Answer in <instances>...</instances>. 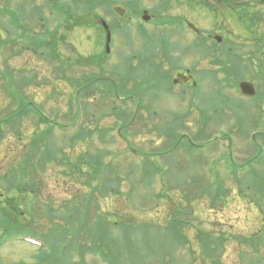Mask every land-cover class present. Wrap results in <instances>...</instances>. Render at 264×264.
I'll return each mask as SVG.
<instances>
[{
    "label": "rangeland",
    "instance_id": "obj_1",
    "mask_svg": "<svg viewBox=\"0 0 264 264\" xmlns=\"http://www.w3.org/2000/svg\"><path fill=\"white\" fill-rule=\"evenodd\" d=\"M111 1H115V3L119 2L117 3L118 5L126 7L125 4L131 0ZM141 1L140 6L131 11L130 19L127 15L120 17L113 13L106 14L104 8L97 9L95 12L92 10V5H95L96 0H0V6L7 4L12 11L20 13L19 28L30 30V33L33 30L36 32H45L46 29H50L51 31L57 30V40L55 42H57L60 54L58 61L50 63L45 57L41 58L32 51L20 53V56H15L9 60L11 68H16L19 72L22 71L23 73L24 71L29 73L27 71L36 70L39 86L28 88V100L30 98L35 100L38 109L42 110L53 120V125L55 123H62L64 125H54L56 128L53 140L60 145L66 139V135L74 134L75 131L85 133L86 130H93L94 132L91 131L89 139L91 142L90 148L93 153L99 154L109 149L112 154L106 157V162L115 157L114 164L116 169L119 170L118 173L123 178L128 176L130 181V185L125 183L121 187L123 193L120 195L118 190L114 191L115 185L113 183L105 179L100 180L96 176L91 185L99 183L101 191L104 188L108 192L97 191L93 205L90 207L86 204L85 198H83L84 204H81V198L85 193L83 184L72 180L68 175L71 172L62 174L61 168L58 165L48 163L44 171L39 169L38 172L40 179L38 181L39 199L42 202L45 201V203L49 202L55 207L60 204L62 205L64 202L69 203L70 201L72 205H65L64 210L70 207V209L77 207L83 211L88 208L90 213L91 211L92 213L97 212L98 218H101V220L105 219V221L109 220V230L112 234L114 225L110 221L113 222L114 218H120L125 221L131 216H135L137 219L134 221L136 228L143 231V235L137 236V244L140 248L136 247L132 249L127 246L125 253H122L120 256L123 259H120L119 264H128L126 261L128 257H132L134 261L137 260L138 264V260L142 258V255L143 257L145 255L149 256L146 264H152V261L157 264L155 258H153L154 255L149 254L153 249L161 248H153L155 244H164L166 246L168 252L167 260H170L175 253V258L179 260L178 264L209 263L203 262L200 257L194 261L191 260L187 248H181L175 252L178 242L174 236L168 235L172 229L184 239H186L187 234L190 248L196 249L198 254H202L203 252V248L198 241L205 242L211 239L206 236L202 237L203 239H197V230H205L213 238L217 236L224 237L222 245L217 244L220 246V249H215V252L213 251V257H220L219 264H248L247 262L251 260L252 264H264V141L260 137L257 139L262 147L259 152L258 146L251 144L252 132L258 130L264 133L262 124L252 114L255 110L250 109L253 106L251 104H255V100L257 99L244 100L237 87L226 90L228 97H231L229 104L222 107L223 110L221 111L223 112H219L217 108H213L209 115L210 119H214L215 114L221 113V115H217L220 118L219 120L211 121V126L214 128L212 138L215 135L221 136L220 139L222 140H220V143H212L211 145H214L211 149L208 147H205L204 150L191 148L190 151L194 155L191 156L194 159L202 157L199 163L198 161L197 163L193 162L186 155V152L190 151L185 148L184 143H181L180 147L174 149L169 156L170 158L163 156L161 158L156 157L155 159V157H151V160L153 162L156 160L159 165H157V175H151V170L149 172L153 178V182L150 184L143 178L141 171L143 155L141 156V154H156L163 147L161 145L166 140L163 135L158 137L159 131L157 130L162 129L158 128L159 126L157 125L155 127L154 123H158L159 125L161 120L166 123L168 120H175L177 121L175 127L178 128V123L185 122L181 118V115L178 114L183 113L187 107L192 106L193 99L190 93L183 96L179 92V88L173 87V93L165 90L161 95L162 100L157 102L156 105L155 101H151L148 98L146 87L144 88L146 92H142L143 86L140 83L142 78H138L140 85L136 83V80L130 79L134 75H140L144 78L146 84L154 82L148 65L153 67V65L161 64L156 62L162 60L166 51L170 52L173 49L172 45L177 42L181 45H186V42L189 41L191 43V40L196 37V34L189 29L188 22L194 24L206 35H221L229 41L228 44L236 43L243 45L246 51L252 49V45L254 44V40H252L253 33L257 32V37L264 38V2L262 0H227L217 4L215 0H208L209 4L213 6L217 4L219 14L209 13L207 7H200L195 3H193L194 8H189L188 3H191V0H170V7L167 10H163L162 14L186 18L183 25V36L180 38L182 33L172 34V29L177 28L176 26H160L158 19H155V8L158 0ZM238 4L242 7H239L235 13H231L232 7H236L235 5ZM225 7H228V10L221 12ZM144 10L152 15V21L148 23L143 22L142 15L140 14ZM244 10L248 12L257 11L260 15L257 24L252 27V30L249 29L250 23L247 21L248 19L242 13ZM20 11H23L24 14L22 15ZM92 11L97 13V15H103V19L109 25L112 22L114 42L111 48L113 51L109 56H106V54L105 56H101L102 53L103 55L105 53L106 43L105 33L100 29L101 21L98 20L97 24L92 27L91 25H80L83 22L82 18ZM66 13L74 16L73 19L75 20L66 22L64 17ZM92 16L95 17L94 15ZM154 20L156 22H153ZM118 22L123 24L119 25ZM3 23L5 28L9 27L11 29L14 36L19 34V28L10 23L9 15H5ZM138 24L145 29L142 38L138 35ZM1 30L2 27H0V32L4 36L5 33ZM207 43L210 44L211 42ZM228 48H230V45H228ZM154 49L157 52L152 54L151 51ZM180 53L181 50H176L173 54L179 55ZM152 55H155V58ZM243 57L251 59L252 63L254 62V59L249 56L243 55ZM3 59L2 56L1 60L3 61ZM183 59L185 63H189L191 60L198 59V57L195 55L185 56ZM77 61H83L86 64L79 65ZM90 61L93 63H88ZM128 61H130L129 65ZM61 66H64V73H61ZM126 67H135V69L130 71ZM58 69H60V76L55 78V71ZM131 73H133V76ZM64 74L67 77L74 76L76 79H87V77L93 81L99 79L92 85L93 93L91 95L86 96L82 94L79 96V104L82 103L81 114L78 117L79 124H82L81 129H78V125L73 124L77 111L75 106H73V110L70 112V108H72L70 103L71 97L74 95L76 88H72L71 84L63 82L62 77ZM245 76H247L248 81H255L256 87H260L258 88L260 92L264 91L260 78L256 79L251 71L247 72ZM1 83L0 79V117H4L12 109H7L10 101L4 93L5 89ZM105 90L109 93H104ZM114 92L120 98L116 99L115 95H113ZM157 93H159V90ZM128 96L129 98H127ZM104 104L108 106L105 107ZM138 105L139 107L137 108ZM147 105H150V108L157 112L155 116L149 112ZM118 106L121 108H118ZM113 109H118L122 113L124 121H126L125 124L130 122L125 129L121 130V133L125 137L119 134V127L115 128L118 118L116 120L113 115L107 116V114L101 117L103 112L107 113ZM261 109H264V104ZM161 113L162 117L160 116ZM237 113H239L238 116L235 115ZM173 114L177 116H173ZM262 115L261 121L263 120L264 122ZM31 118L34 121L37 117L34 114ZM201 118L200 114L188 117L186 121L190 128L183 127V131L181 132L194 136L196 134L194 131L187 130L198 129ZM250 118L251 120L249 121ZM196 119L199 121H196ZM33 121L30 119L20 127V131L23 133L22 140L17 139L10 130L4 138V145L0 148V175L7 173L15 162L18 163L20 161L19 157L24 150V146L31 141V133L35 127ZM145 122L148 125H145ZM217 125L219 126L218 128H216ZM243 125L245 128L241 130ZM41 128L43 129L45 126ZM106 129L107 131L109 129V131L106 134L105 140L109 141V145H104V142L98 138L103 133L102 131ZM245 131L250 133L248 134L249 136L245 134ZM224 133L229 134L230 141L233 139V143H235L232 154L236 162L243 163L250 159V157H254L256 153L259 156V162L254 166L261 175L259 181L258 179L256 180V182L258 181L256 189V186H248V183H252V181L251 179L249 180L246 169L239 171L237 174L238 180L228 175L229 163L226 161L227 158L224 157L229 151V147L228 142L224 139L228 137H222ZM72 138L69 137V139ZM251 145L253 146L252 148H250ZM105 146L108 147L104 148ZM88 147L87 143H78L74 150H70L71 153L67 154L72 155L71 157L74 158L80 152L88 150ZM130 148L138 150L141 154L139 152H132ZM67 151L69 152V150ZM169 159L172 161L171 164L163 163L169 162ZM220 160L224 164L220 163ZM216 167L218 170L220 169V172H224L221 174L223 184L220 182V179L215 178V175L210 176ZM176 168L181 170L182 176L188 173H190L188 176L193 174H196V176L179 177L178 173L175 172ZM162 169L164 171L168 170V174L169 170L174 172L171 175L164 174L163 178V175L160 174ZM240 169L242 168L240 167ZM29 180L26 178L25 183H28ZM213 183L222 188L226 187L229 189L228 199H220V202L223 203H216L217 208L214 210L210 208L213 206L214 201V192L211 190L215 187ZM204 186L207 187L205 189L206 193L199 195L200 189ZM1 187L4 189V185L1 184L0 191ZM240 188L243 194L240 193ZM16 189L10 192L9 197L18 198L19 203L25 207L29 201L25 198L26 196L21 197L18 195ZM129 190H132V192L129 193ZM161 194L168 195L170 199L160 196ZM76 198L80 201L74 200ZM96 205L98 209H96ZM36 206L41 205L36 204ZM175 210L178 212L176 215L178 223L169 227L170 217H172ZM172 211L173 213L171 214ZM113 213L115 214L114 217L111 216ZM144 222L145 225H142ZM115 232L117 233V231ZM129 233L130 231H126L125 235L128 236ZM123 238L118 237L117 239L123 243ZM132 239L135 240V238ZM17 240L7 239L4 242L5 244L0 249L2 263L16 264L20 261H25L31 264L34 262V256L38 253L37 247L26 243L23 238L18 237ZM143 252L145 254H142ZM85 257V264H90V261L94 260H97V264H105L102 257H96L91 253L86 254Z\"/></svg>",
    "mask_w": 264,
    "mask_h": 264
},
{
    "label": "trees",
    "instance_id": "obj_2",
    "mask_svg": "<svg viewBox=\"0 0 264 264\" xmlns=\"http://www.w3.org/2000/svg\"><path fill=\"white\" fill-rule=\"evenodd\" d=\"M141 2V0H131L125 5H127L126 7L132 11L136 7L140 6ZM114 3L115 1L111 0H96L95 5H92V10L96 11L97 9L104 8L106 14L113 13L111 5ZM191 3H195L196 5L204 8H212L208 0H191ZM192 4L189 5V8ZM235 6L237 8L241 7L239 4ZM169 7L170 0H158L155 8V14L160 18V24L176 26L181 23L184 18H181L180 16L173 17L171 15H163L162 11L167 10ZM20 12L22 15L24 14L23 11ZM242 13H244L246 19H248L247 21L250 23L249 29L252 30V27H254L258 22V17L260 16L259 13L257 11L248 12L245 10ZM6 14H11V24L17 25V23L19 24L21 20L20 13L12 11L7 4L0 6V27H2L1 31L5 33L3 36L0 32V79L2 81L1 84H3L5 89L4 93L10 101L9 106L7 105V109H12L8 115L0 117V148L4 145L3 140L9 133V130L14 133L17 139L22 140L23 133H21L20 127L23 126V123H27L30 119L33 121V118H30L32 113H34L37 118L33 121L35 127L31 133V141L24 146V150L19 157L20 161L18 163L15 162L7 173L0 175V186L1 184L4 185V189L1 187L0 191V247L7 239L19 236H33L43 242V246L38 248V253L34 256V264H85V256L90 253L100 255L105 264H119L120 259H123L120 258V256L122 253H125L127 246L132 249L136 247L140 248L137 244V236L143 235V231L136 228L134 221L137 219L135 216H131L125 221L120 218H114L113 222L110 221L114 225V231L112 234L109 230V220H101V218H98L97 212H95V215L92 211L90 213L88 208L83 211L77 207H74L73 209H70V207L64 210V206L70 204V201L69 203L64 202L62 205L60 204L55 207L51 203H45V201L42 202L39 199L40 194L38 181H40V179L38 177V172L39 169L44 171L48 163L58 165L61 168L62 174L71 172L68 174L70 178L83 184L85 193L81 198V204H84L83 198H85L86 204L90 207L93 205L97 191L108 192V190H104V188H102L103 191H101L99 183L91 185L96 179V176L100 180L105 179L113 183L115 185L114 191L118 190L120 195L123 193L121 187L125 183L130 185V181L128 176L123 178L118 173L119 170L116 169L114 164L115 157L106 162V157L112 154L109 149L105 150L103 153H93L90 148L91 142L89 141L91 131L93 130H86L85 133L75 131L74 134H69L68 136L66 135V139H64L60 145L53 140V134L56 128L55 126L58 124L62 125V123H55L54 126L53 120L42 110L38 109L36 101L31 98L28 100V88L31 86H39V83L37 82L36 70L27 71L29 73L24 71L23 73L22 71L19 72L17 69H14L13 67L11 68L9 60L14 56H18L20 53L32 51L42 58L45 57V59L50 63L55 60L58 61L60 54L58 52L59 48L57 42H55L57 40V30L51 31L50 29H46L45 32L39 31L40 33L33 30V32L30 33V30L19 28V34L14 36L11 29L9 27H6V29L3 23V19ZM177 32L178 29H174L172 31L173 34H176ZM204 43L205 42L203 40L199 41L198 39L189 47H191L196 53L201 54L204 52L211 56V58L219 59V52L216 48L210 47L207 51L201 49ZM224 43H227V41ZM256 46L258 49L262 50L264 48V41L260 40ZM227 53L229 55L227 58L230 61L242 60L243 58L242 55L238 54L241 52H237L235 49L228 50ZM2 56L4 58L3 61L1 60ZM77 63L79 65L86 64L83 61H77ZM88 63L93 62L90 61ZM252 65L253 64L250 63L247 67L241 63H235L231 67V75H233L231 77L233 78L232 80L238 82L246 79L245 75L247 72L249 73L247 70L250 66L252 67ZM261 65L264 68V59L261 62ZM63 68L64 66H61V73H64ZM262 73H264V70H262ZM65 74L62 77L63 82L68 83L69 85L71 84L72 88H76L74 95L71 97L70 103L72 108H70V112H72L73 106H75L77 111L73 124L78 125V128L81 129L82 124H79L78 117L81 114L82 103L79 104V96L82 94H85L86 96L91 95L93 93L92 85L99 79L93 81L87 77V81V79L84 78L76 79L74 76L67 77ZM59 76L60 69L55 71L54 77L57 78ZM262 80V85L264 86V76H262ZM136 83L140 85V83ZM54 90L57 91L56 89ZM218 91L222 93V88H219ZM105 92L109 93L106 90L104 93ZM263 92H260L257 98L259 103H264ZM113 95H115L116 99L119 98V95L115 92ZM225 97H227V100H230L228 95ZM104 106L106 107L108 105L104 104ZM237 106L239 107V105ZM119 107L120 106H118V108ZM106 114L107 116L113 115L116 120L118 118L115 128L122 127L125 129L130 123L125 124L126 121H124V117L118 109L110 110L107 113L103 112L101 117ZM42 126H45V128L42 129ZM160 126L165 128V125ZM108 131L107 129L102 131L103 133L98 137L99 140L104 142V145H109V141L107 142V140H105ZM197 134L199 135H196V141L205 142L208 139L205 136L206 132H200ZM157 135L158 137L163 135L166 138L164 144L162 145L163 147L159 149L166 152H170L172 150L175 144L174 141L181 136L179 132L169 129L160 130ZM69 137L73 138L69 139ZM80 142L83 144L87 143L89 146L88 150L80 152L78 156L72 158V155L70 156L67 153H71L70 150H74ZM106 147L108 146H105L104 148ZM67 150H69V152ZM141 155L146 156L144 158V162L142 163L141 171L142 173L144 172V177L148 178L150 170L151 172H157V164L151 161L147 154ZM255 173L257 174V171L254 169L249 173L248 178L252 181V183H248L249 187L256 184L257 178H261L260 175L256 177ZM26 178L30 179L28 183H25ZM148 179L144 180L151 184L152 180ZM14 189L17 190L18 195L21 197L26 196L25 198L28 199L29 202L25 207L19 203L18 198L9 197L10 192ZM132 190H129V193H131ZM214 190V201L212 204L213 206H211L213 209L217 208L216 203H218L219 200L222 199L223 195H225L221 186H218V188ZM74 200L77 202L80 201L77 198ZM36 204H39L42 207L36 206ZM96 209H98L97 205ZM172 213L173 211L171 214ZM176 214L177 211L175 210L172 214L173 216L170 217L171 223L169 227L177 224ZM114 215L115 214L113 213L111 216L114 217ZM142 225H145V222L142 223ZM115 231H117V233ZM126 231H130L128 236L125 235ZM168 235H172L174 238L180 236L173 229L168 233ZM197 235L202 238L209 234L206 233V231H200ZM118 237H124L123 239L126 240L122 239L123 243H121L118 241ZM132 238H135V240ZM211 239L212 240L201 242L203 248H205V253L209 257L214 255L215 249H217L216 247L218 246L217 244L221 243L217 238ZM182 244V241L178 242L177 247ZM156 247L161 248L153 249V251L149 252V254L154 255L153 258H155L157 264H170L171 261L174 260L173 257L170 260H167L168 252L164 244H155L153 246V248ZM142 254H145V252ZM148 257V255H145L144 257L142 255V258L138 260V264H146ZM126 261L128 264H137V260L135 262L132 257H128ZM0 264H3L1 254ZM18 264L26 263L20 262Z\"/></svg>",
    "mask_w": 264,
    "mask_h": 264
},
{
    "label": "flooded vegetation",
    "instance_id": "obj_3",
    "mask_svg": "<svg viewBox=\"0 0 264 264\" xmlns=\"http://www.w3.org/2000/svg\"><path fill=\"white\" fill-rule=\"evenodd\" d=\"M137 30L139 32H143L144 31V29H142V28H139ZM112 41H114L113 35H112ZM203 63H208V61H204ZM164 64L166 65V69L170 68V72L169 73H171V74L175 73V76H174L175 79H173V80L176 81L175 82L176 86H180L181 87V90L179 92L185 93V92L188 91L189 88L196 87V85H194L193 79L189 80V78H188L190 76L188 71L191 74H193L194 77H196V73H194V71H192V69L189 68V69H185L184 71H182V70L178 71V70L174 69L176 67H174V64L171 63V61L164 62ZM182 74H184V75H182ZM161 77H164L162 80H165V79L170 77V74L166 73L164 75H161ZM223 77H225V75H223ZM207 89H209V87H207ZM189 93L192 95V92H188L186 94H189ZM193 95H195V94L193 93ZM214 108H216V107H214ZM217 109H218V107H217ZM199 114L202 116V118L200 120L202 124L206 121L207 115L211 114V112L209 111V102L206 101L204 98H197L196 108L191 112V115L198 116ZM196 121H199V120L196 119ZM262 137H264V136H262Z\"/></svg>",
    "mask_w": 264,
    "mask_h": 264
},
{
    "label": "water",
    "instance_id": "obj_4",
    "mask_svg": "<svg viewBox=\"0 0 264 264\" xmlns=\"http://www.w3.org/2000/svg\"><path fill=\"white\" fill-rule=\"evenodd\" d=\"M218 1H221V0H218ZM114 11H116L121 16H123L126 13V10L121 8V7H115ZM144 19H146V20L149 19V17L147 16L146 13H145ZM103 25H104V27H105V29L107 31V52H109V50H110L109 45H110V41H111V33H110L108 25L105 22L103 23ZM216 39L218 41H221L220 37H216ZM239 87H240L241 93L243 95H245V96L253 97L255 95V93H256L254 86L251 83H249V82H242V83H240Z\"/></svg>",
    "mask_w": 264,
    "mask_h": 264
}]
</instances>
